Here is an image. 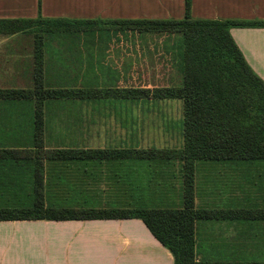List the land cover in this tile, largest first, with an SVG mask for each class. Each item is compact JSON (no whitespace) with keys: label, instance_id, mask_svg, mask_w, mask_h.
<instances>
[{"label":"crops","instance_id":"1","mask_svg":"<svg viewBox=\"0 0 264 264\" xmlns=\"http://www.w3.org/2000/svg\"><path fill=\"white\" fill-rule=\"evenodd\" d=\"M184 13V0H0V19L96 21L41 34L39 64L47 88L181 85V43L178 48L162 46L166 37L180 41L179 34L128 30L111 21L182 19ZM190 15L264 23V0H190ZM230 34L264 82V26L232 27ZM34 44L31 31L0 32V89L33 88ZM176 100L49 99L43 102L37 134L34 99L0 98V198L33 199L40 182L46 199L182 207L180 162L42 158L43 152L56 150L179 149L183 139L177 144L163 136L175 129L165 121L172 118L163 106ZM154 128L162 131L152 132ZM195 206L230 213L196 222V261L264 264V217H246L251 211L264 213V160L197 163ZM0 264H174V258L138 218L30 219L0 221Z\"/></svg>","mask_w":264,"mask_h":264},{"label":"trees","instance_id":"2","mask_svg":"<svg viewBox=\"0 0 264 264\" xmlns=\"http://www.w3.org/2000/svg\"><path fill=\"white\" fill-rule=\"evenodd\" d=\"M184 7L182 19L111 21V24L120 22L128 30L180 34L181 85L152 89L47 88L43 85V70L39 64L41 34L76 30L85 23L96 21L41 16L35 19H0V32L34 30L37 33L33 88L0 89V98L35 100L37 134L41 129V111L45 100L121 96L180 100L183 139L182 147L175 150H56L42 153V158L52 160L180 162L183 180L180 208L120 206L87 198L46 199L44 185L37 182L33 199L15 202L0 198V221L138 218L170 251L174 264H242L195 260L196 222L230 215L223 210L195 206V169L196 164L201 162L264 160V82L247 64L230 34L232 27H261L264 23L195 19L190 15V0H184ZM35 157L40 158V153L37 152ZM16 158L21 157L17 155ZM246 217L262 218L264 213L251 211Z\"/></svg>","mask_w":264,"mask_h":264},{"label":"rangeland","instance_id":"3","mask_svg":"<svg viewBox=\"0 0 264 264\" xmlns=\"http://www.w3.org/2000/svg\"><path fill=\"white\" fill-rule=\"evenodd\" d=\"M29 31H31L34 34H37V33H35L36 31H34V30H29ZM163 40H165V41H164V43H162V46H166V47H170V48H172V47L178 48V44L181 43V38H180V41H179V37L178 36L166 37L165 39L163 38ZM33 47H34L35 50L37 49L35 44H34ZM177 65H178V63H177ZM177 69H178V67H177ZM167 105L163 106V107H165V109L162 110V111L163 112H168V113L170 112L172 119L165 120V121L172 122L174 124V126H175V129L172 131L170 136H167V135H163V136L166 137V138H171V142L179 144L182 141L181 140L182 139L181 138V136H182L181 135L182 134L181 101L180 100H176L174 103L170 102ZM163 107L160 106V108H163ZM152 110H154V109L152 108ZM160 122H162V121H160ZM152 130H153L152 132L162 131V129L155 130V128L152 129ZM165 132H167V130ZM160 139L163 140L164 138H160Z\"/></svg>","mask_w":264,"mask_h":264}]
</instances>
